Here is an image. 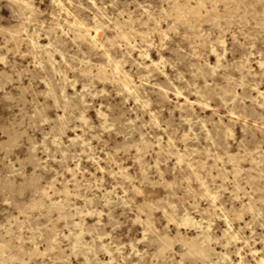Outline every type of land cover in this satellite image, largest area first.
<instances>
[{"label":"rangeland","instance_id":"obj_1","mask_svg":"<svg viewBox=\"0 0 264 264\" xmlns=\"http://www.w3.org/2000/svg\"><path fill=\"white\" fill-rule=\"evenodd\" d=\"M0 264H264V0H0Z\"/></svg>","mask_w":264,"mask_h":264}]
</instances>
